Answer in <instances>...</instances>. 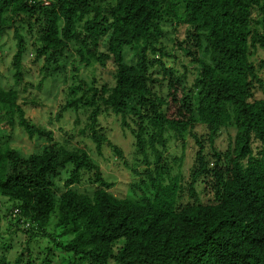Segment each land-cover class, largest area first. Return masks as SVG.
Listing matches in <instances>:
<instances>
[{
	"label": "trees",
	"instance_id": "1",
	"mask_svg": "<svg viewBox=\"0 0 264 264\" xmlns=\"http://www.w3.org/2000/svg\"><path fill=\"white\" fill-rule=\"evenodd\" d=\"M174 1L0 0V40L8 21H34L40 27L36 58L46 65L57 64L71 43L83 67L113 63L112 87L80 80L64 109L88 111L85 129L97 153L107 145L121 156L99 125L102 111L111 112L130 128L135 153L147 166L142 174L133 170L145 176L130 186L135 198L113 196L112 184L85 151L53 142L49 131L26 118L17 91L0 87V125L48 143L29 156L0 146V196L12 204L5 217L54 244L39 254L23 248L12 263L1 256L0 264H264V100L251 101L260 80L250 62L253 49L264 51V0ZM170 19L186 29L176 46L193 65L191 85L185 73L179 77L149 58L165 55L157 47L162 23ZM14 39L13 79L19 85L25 44L18 29ZM127 48L135 54L132 64L125 61ZM155 64L167 85L165 98L152 92ZM197 125L211 144L223 128H234L235 136L223 154L225 166L212 170L198 142L188 192L194 199L201 181L211 201L184 204L179 179L165 180L161 149L167 133L179 141ZM219 157L216 152V162ZM85 175L96 185L90 196L75 188ZM52 218L58 234L47 230Z\"/></svg>",
	"mask_w": 264,
	"mask_h": 264
},
{
	"label": "rangeland",
	"instance_id": "2",
	"mask_svg": "<svg viewBox=\"0 0 264 264\" xmlns=\"http://www.w3.org/2000/svg\"><path fill=\"white\" fill-rule=\"evenodd\" d=\"M174 2H178L175 0ZM182 11L181 6L178 7ZM6 35L0 40V87L9 90L15 89L18 93V103L25 110L26 118L34 125L49 131L53 142L64 146L69 151L83 150L90 159L98 165L100 171L112 187L109 193L117 198H135L136 195L130 189L133 182H139L143 177H137L133 170L142 174L147 166L144 164V156L135 153L134 139L130 128H122L120 121L109 111H102L99 117V125L106 134L108 141L121 151V156L114 150L105 145L98 154L92 143L88 132H86L88 111L65 110L67 103L73 101L74 95L70 94L78 84L83 81L91 84L94 81V87L105 85L112 87L115 80V68L110 60L104 61L103 65L97 62H91L90 66L83 67L78 63V58L74 44H68V48L63 51L62 56L57 60V64L50 62L46 65L45 59L36 58V51L39 48L38 32L39 23L32 21L27 24L16 19L12 25L8 21ZM18 29L24 37V52L22 59V81L15 85L12 69V57L16 51V41L14 32ZM184 27L176 19H170L162 23L163 35L159 38V49L165 52L164 56H152L151 60H160L166 68H173L178 71L177 75L181 77L186 74L187 82L191 85L193 80V65L184 53L177 50L176 44H179L185 35ZM104 46V45H103ZM101 52L104 53V47ZM125 61L129 64L135 62V54L131 49L124 51ZM250 62L253 64L260 83L253 85V99L251 101L264 100V51L255 48L251 51ZM57 71H52L55 67ZM157 83L152 87V92L161 98L167 94L166 82L162 79V74L155 64L150 69ZM77 76V77H76ZM132 128V125H131ZM235 130L232 127H226L213 138L212 144L208 139L207 131L204 126L197 125L188 130L182 140L177 141L171 133L165 135L166 146L161 149L163 158V172L165 180L168 182L171 178L177 177L183 189L181 194V203H192L197 199L200 203H209L211 195L206 191V184L201 181L194 185L195 198H191L188 192L189 185L193 179L190 177V171L195 167L196 156L199 150L198 142L201 146V152L207 161L209 170L214 167L225 166L226 161L223 154L227 151L228 144L234 140ZM46 143L43 139H29L26 134L18 127L10 128L5 123L0 125V146H9L19 151L24 156H29L39 152ZM200 152V151H199ZM216 152L219 153V162L216 158ZM148 160L153 163V156L150 150H147ZM216 162V163H215ZM152 167V166H151ZM151 167H149L151 169ZM93 177L85 175L82 182L75 186L79 193L90 196L96 185L92 183ZM59 187H62L58 184ZM12 204H8L7 199L0 196V257L6 256L12 263L23 248H27L34 254L38 251L44 252L48 245L47 240L40 235L33 233L18 224L16 219L11 216L5 217L8 212L6 209ZM18 217L17 212H13ZM54 218L50 222L48 231L58 234L59 230L54 227ZM27 227V226H26ZM57 242L62 238H56ZM63 242L65 239L62 240ZM43 249V250H42ZM60 252V249L54 247ZM41 255V254H40Z\"/></svg>",
	"mask_w": 264,
	"mask_h": 264
},
{
	"label": "built area",
	"instance_id": "3",
	"mask_svg": "<svg viewBox=\"0 0 264 264\" xmlns=\"http://www.w3.org/2000/svg\"><path fill=\"white\" fill-rule=\"evenodd\" d=\"M44 4H45V5H48L49 3H48V2H45ZM15 212H17V211H15ZM26 226L28 227V225H26Z\"/></svg>",
	"mask_w": 264,
	"mask_h": 264
}]
</instances>
